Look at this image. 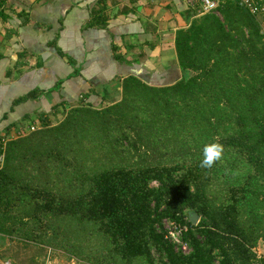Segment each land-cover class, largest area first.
Segmentation results:
<instances>
[{"label":"trees","instance_id":"trees-1","mask_svg":"<svg viewBox=\"0 0 264 264\" xmlns=\"http://www.w3.org/2000/svg\"><path fill=\"white\" fill-rule=\"evenodd\" d=\"M174 46L171 82L124 75L119 100L82 99L56 125L0 138L1 234L76 253L100 233L101 264H264L254 248L264 244V30L236 0H218L175 30ZM210 142L223 157L204 169ZM55 159L66 190L44 169ZM164 219L185 226L187 253Z\"/></svg>","mask_w":264,"mask_h":264},{"label":"crops","instance_id":"crops-1","mask_svg":"<svg viewBox=\"0 0 264 264\" xmlns=\"http://www.w3.org/2000/svg\"><path fill=\"white\" fill-rule=\"evenodd\" d=\"M202 12L201 0H5L0 10L2 142L82 99L119 100L124 75L152 84L171 82L181 74L175 30ZM252 15L264 30V13ZM112 94L119 97L110 100ZM7 241L0 233V248Z\"/></svg>","mask_w":264,"mask_h":264},{"label":"rangeland","instance_id":"rangeland-1","mask_svg":"<svg viewBox=\"0 0 264 264\" xmlns=\"http://www.w3.org/2000/svg\"><path fill=\"white\" fill-rule=\"evenodd\" d=\"M110 97L111 100L115 97H119V95L115 96L112 94ZM107 104H108L107 102H104L101 105H97V107ZM70 107H72V105L67 107V109H65L64 112L62 111L63 110L62 109L61 111L63 113L59 110V115L51 116L47 122L40 120L36 121L34 123L36 125L35 129H33L32 131L41 128L45 124L52 126L56 125L64 117V115L66 114L67 110H69ZM30 119L32 118L30 117ZM41 123H45V124L41 125ZM86 145H90V146L92 145L88 139H86ZM67 150L68 149L64 151L65 156L66 157L73 156V153ZM82 156L84 157L87 156V153L84 152ZM56 162L57 159L53 161H49L44 169H47L46 172L49 173L55 179L56 181V182L54 181L55 187H57L60 191L66 190L65 177H63V173L62 170L59 168V164H54ZM51 168H55L56 171L52 173ZM153 184H156V181H153ZM211 189L214 190L213 194L215 195L217 193V190H219V187H216V185H214L212 186ZM164 225L165 224L163 223V226ZM91 228H92L91 225L86 226L87 230L88 229L90 230ZM5 236L8 241L4 247L0 248V261L1 260L8 261L9 262L8 264H97V262L98 264H101L99 261L102 255L105 253V247H106L105 240L100 233L94 236L89 235L88 237L90 238H88V242L90 246L86 250L76 253H74L69 246L61 245L59 243L57 244V242L55 243L44 242V241H38V240L17 237V236H14L13 238L8 235ZM254 248L257 251V253L263 252L264 251L263 242L260 240ZM107 261L109 260H104L103 264H105ZM113 261L114 263L112 264H123V260L120 258H115V260H110V262ZM131 264H146V261L143 258H137V259H133ZM158 264L160 263L158 262Z\"/></svg>","mask_w":264,"mask_h":264},{"label":"built area","instance_id":"built-area-1","mask_svg":"<svg viewBox=\"0 0 264 264\" xmlns=\"http://www.w3.org/2000/svg\"><path fill=\"white\" fill-rule=\"evenodd\" d=\"M237 2L241 6L247 8L251 14L264 13V0H237ZM4 3L5 0H0V10L2 9ZM201 3L204 11H212L216 9L218 2L216 0H201ZM32 129H35L34 124L29 125L28 129L23 131L22 129L18 130L17 134H24L26 131ZM163 223L166 228V236L175 243V247L177 249H180L183 253H187L190 250V247L187 242L181 238V231L182 228H185V226H181L168 219H164ZM6 263H8V261H6Z\"/></svg>","mask_w":264,"mask_h":264},{"label":"clouds","instance_id":"clouds-1","mask_svg":"<svg viewBox=\"0 0 264 264\" xmlns=\"http://www.w3.org/2000/svg\"><path fill=\"white\" fill-rule=\"evenodd\" d=\"M224 147L219 142H210L202 148V159L199 166L204 169H211L217 161L223 157Z\"/></svg>","mask_w":264,"mask_h":264},{"label":"water","instance_id":"water-1","mask_svg":"<svg viewBox=\"0 0 264 264\" xmlns=\"http://www.w3.org/2000/svg\"><path fill=\"white\" fill-rule=\"evenodd\" d=\"M198 213L193 211V210H189L188 211V219L192 222V223H196L197 219H198Z\"/></svg>","mask_w":264,"mask_h":264}]
</instances>
